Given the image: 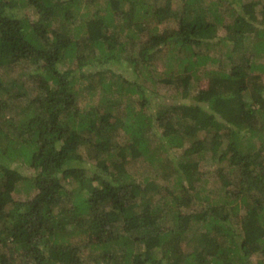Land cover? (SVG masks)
Returning a JSON list of instances; mask_svg holds the SVG:
<instances>
[{
	"label": "trees",
	"instance_id": "16d2710c",
	"mask_svg": "<svg viewBox=\"0 0 264 264\" xmlns=\"http://www.w3.org/2000/svg\"><path fill=\"white\" fill-rule=\"evenodd\" d=\"M101 1L0 0V68L28 63L36 81L29 97L0 80V264H87L88 248L92 264H264V0H183L178 13L173 0ZM211 41L230 46L229 69H208ZM162 47L156 79L180 86L174 101L142 80ZM96 93L123 112L87 103ZM206 153L217 188L197 184ZM140 156L157 175L127 171Z\"/></svg>",
	"mask_w": 264,
	"mask_h": 264
},
{
	"label": "rangeland",
	"instance_id": "374dc122",
	"mask_svg": "<svg viewBox=\"0 0 264 264\" xmlns=\"http://www.w3.org/2000/svg\"><path fill=\"white\" fill-rule=\"evenodd\" d=\"M229 0H226L223 4L222 7L228 8V5H230V3H228ZM103 2V0L101 1V3ZM183 3V0H173V10L178 13L181 5ZM92 7H97V5L92 6L90 5V9ZM228 9L226 11H224L223 13L225 15H227ZM13 12H15L17 15L23 16V15H29L30 17H35L33 15V11L24 8L23 6H18L16 8H13ZM164 27H175L176 26V21L174 19H172L171 21H168V23H165L164 25H162ZM219 35L223 34V31L219 29L218 31ZM213 40V39H211ZM216 40V39H215ZM134 41H136L134 43V45H132L131 43H128L131 48H133L132 51H135L138 49V39H135ZM203 51L205 52H209V54H211L212 56H217L218 58H220V61H214V62H210L207 63V67L209 68H217L219 66H221L220 68L222 69H229L230 65V58L228 57L229 55L227 54L230 50V46L228 44L225 45H221V44H214V41H211V44L209 46H204L202 48ZM241 52V51H240ZM180 56V54H179ZM168 48L167 47H162L161 49L158 50V52L155 54V57L152 60V69L150 70L151 73L147 72V74H149L151 76V78H147L142 79L147 85L150 86H156V90L157 93H160L162 96H164L166 101H174L178 98H180V94L182 93L181 88H179L180 86H175V84H170V85H165L163 84V82L157 81V76L162 74L165 67L167 66V61H168ZM233 59H238L240 58L239 54L238 55H234L233 54ZM258 61H262L264 62V57L263 56H259L257 58ZM74 62H71L69 60H66L64 62L63 68L66 66H71L73 65ZM116 67H121L122 64H116ZM62 68V67H61ZM177 68L176 64H173L172 70H175ZM35 67L34 66H30L28 63L25 62H21L18 63L12 67L9 68H0V80L2 81V83H12L13 86L12 87H16L20 90H25L26 93L28 94L29 97L33 96L35 94V89L33 88V86L35 85L36 81H35V77L31 75V71H34ZM143 70V68H142ZM147 71V70H144ZM116 72H121V70H116ZM128 73H130V70L127 71ZM200 73V72H199ZM147 76V75H146ZM148 77V76H147ZM198 77V76H197ZM199 80H194L193 84H192V91H198L200 89L206 88L207 85V77L205 76V74H199ZM109 79V78H107ZM111 80V79H109ZM32 86V87H31ZM0 93H2L0 91ZM100 93H96L94 96H92V98L90 100L87 101V103H93V104H97L100 106L101 110H105L106 105L110 106L112 104L113 106V111L121 113L123 112L124 106L126 105V102H124V100L120 101V104H115L113 102L107 104L104 103L100 100ZM134 99V98H133ZM111 100L110 98L107 100V102ZM190 97L188 96L187 101H190ZM27 102L26 99H22V98H18L16 100H13L9 104L7 105V109H6V116L9 115H16V111L18 110L19 107L24 106V104ZM201 104L203 105V101L200 100ZM111 106V107H112ZM120 109V110H119ZM148 139L150 141V144L154 147L157 144L156 138H154L150 133H148ZM111 141H113L114 144L116 145H124L127 144L128 142V136H126L122 129L117 128V130L113 131L112 134V139ZM180 150H177V152L170 150V154L175 156L179 154ZM210 153H206L205 155H202L201 159H200V165H199V173L201 174V180L199 182H197V184L199 185V187H204V188H209V187H215L217 188V182H215V165L214 162L210 159ZM82 155L84 156V158L87 161H91V156H90V148L88 147H82ZM12 166L17 167L18 169H21L23 171L24 174H30V170L28 169L27 166H23L22 162L17 161L14 162L12 164ZM126 168L127 171L134 177L136 178L138 181H142L145 177L148 176H152V175H157L158 173L156 171H154V169L152 168V165L150 163V161L146 160L145 158H143V156H140L139 158H129L127 159L126 162ZM234 174V173H233ZM162 181V180H161ZM26 188L24 184L19 183L17 185L16 190L13 192V196L16 198H20V199H24L27 195H26ZM208 192V191H207ZM71 243H75L82 245L80 242L82 241L81 238L82 236H71ZM83 246V245H82ZM84 255L86 257V259L88 260L86 263L87 264H92V259L93 257H97V255H95V253L93 251H91L89 248L84 250ZM256 257V256H254ZM253 264H255L256 259L254 258L252 260Z\"/></svg>",
	"mask_w": 264,
	"mask_h": 264
}]
</instances>
